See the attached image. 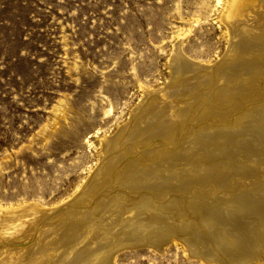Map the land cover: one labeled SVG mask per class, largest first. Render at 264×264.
I'll return each mask as SVG.
<instances>
[{"label":"rangeland","instance_id":"obj_1","mask_svg":"<svg viewBox=\"0 0 264 264\" xmlns=\"http://www.w3.org/2000/svg\"><path fill=\"white\" fill-rule=\"evenodd\" d=\"M235 2L234 5H226L230 9L229 19H222L225 2L222 4L218 0H0V217L13 219L20 215V220H8L10 224L0 225V243L3 240L5 243L0 244V264L17 263L22 252L41 245L43 251L40 257L50 256L52 260L49 262L52 263L64 251V245L57 237L62 235L66 226L56 225L57 218H68L70 210L80 216L86 214L84 221L82 216L76 220L85 229L87 218L92 220L93 217L97 219L103 216L108 221L110 218H107L104 207L118 199L117 202L123 205H134V216L140 217L143 213L138 207L144 197L152 201L151 208L169 205L165 206L166 216L153 217L147 214L148 211L144 216L162 226L172 225L175 231L171 232L175 236L171 235L160 249L143 240L141 244L123 247L115 253L112 263L220 264L206 262L176 236L198 242L201 248L208 249V238H204L201 226L212 215L211 201L227 204L230 210L234 209L236 199L250 182L264 180V161L258 163L261 166L257 167L256 164V168L252 159H246V162L242 160L250 157V153L242 154L240 151L241 155H236L237 160L233 159V163L253 165L245 171L241 170L242 174L240 171L232 176L235 177L233 181L241 184L239 188L216 187L211 179L208 182L211 184L191 180L190 185L178 187L179 192L175 190L176 187H171L159 194L143 185H127L118 179L114 166L106 170L105 165L115 153H123V159L119 157L117 161L122 163L131 156L143 154L152 146L157 150L155 157L161 158L166 152H175L183 140L195 131L204 133L206 130L208 134L218 136L222 131L231 129V140L228 139L229 143L226 141L228 148L233 143L230 148L238 149L237 140L243 138L239 137L243 133L239 128L246 124L247 113L251 108L264 107V37H260L264 36V0ZM247 38L253 45L259 46L262 56L258 61H261L262 73L254 75L242 69L228 75L224 82L213 68L221 59L228 64L237 61L233 63L235 68L236 65L239 68L240 59L244 64L248 58L244 56L243 60L238 45ZM177 53L187 61L181 71L172 70V59ZM195 76L198 80H195ZM241 77L245 79L241 80ZM212 78L214 82L209 80ZM215 94L217 97L220 94V97L215 98ZM157 106L169 107L166 113L176 111V116L172 117H177L179 121L176 131L170 136L149 131V137L139 132L128 137L129 132L124 129H128L126 125L135 111ZM215 141L207 142L205 146L212 147L213 143L220 147L222 142ZM104 146L109 147L107 152ZM262 152V149L257 151L259 159L264 157ZM98 168H106V173L100 176ZM96 170L99 176L95 174L96 180L90 182L85 190L83 186ZM175 180L171 179L170 186L176 183ZM133 186L136 187L132 190ZM230 199L234 205H231ZM199 202L201 208L195 207ZM32 205L34 208L29 207ZM11 208L16 210L12 211ZM118 213L121 218L126 217L123 208ZM240 214L242 211L236 213L243 224L245 217H252L251 212ZM175 217L178 218L173 219ZM13 223H21V229H9L15 226ZM103 241L91 235L87 237L88 244L98 248L99 252L106 248ZM3 246L4 249H1ZM262 260L253 264H264Z\"/></svg>","mask_w":264,"mask_h":264},{"label":"bare ground","instance_id":"obj_2","mask_svg":"<svg viewBox=\"0 0 264 264\" xmlns=\"http://www.w3.org/2000/svg\"><path fill=\"white\" fill-rule=\"evenodd\" d=\"M218 2H222V4H223V2H225V6H224L225 8L223 10L224 13H222L223 14L222 19H225V18H228L229 19V11H230V9H229V6H226V5L227 4L230 5V3H233V5H234L236 3L235 0H218ZM260 37H264V36H260ZM241 40H243V39H241ZM260 40H261V38H260ZM256 42H258V41L256 40ZM237 45H238V43H237ZM258 47H259L258 44L253 45L250 42V39L247 38V40H245L243 42V44H239L238 45V51L240 52L241 55H243V60L245 58L244 56H246V58H248L246 61L244 60L245 61L244 64H242L241 59H240V61H239V68L237 67V65H236V68H235L234 65L236 64L237 61L236 62H233L235 64H233V63L228 64L229 62H226V60L224 61V60L221 59V61L219 60V62L216 63V65H215V67L213 69L214 70L215 69L217 70L218 76H220V78L223 79V80L225 78H227L228 75H231L233 72H237L238 73V71L239 70L241 71L242 69H244L245 71L253 72L254 75L255 74L256 75H259V74L262 73V68L259 65V62L261 63V61H258V60L262 56L261 55L262 53H260V50H259ZM262 59H264V56H263ZM186 63H187V61L185 60V58H183L179 53H177V54H175L174 59H172V70L173 71H181L182 67ZM202 66H203V64H202ZM191 68H192V66H191ZM204 68H206V66ZM201 69H203V68H201ZM194 71H192L193 74H194ZM197 74H200V73H197ZM189 77H190V75H189ZM243 78L245 79V77H243ZM243 78L241 80H243ZM195 80H198V79H196V76H195ZM209 80H213V78L212 79H209ZM258 80H259V78H258ZM191 81H194V80L191 79ZM250 81H249V83H250ZM213 82H214V80H213ZM224 82H225V80H224ZM252 82H254V81H252ZM193 83H195V82H193ZM216 85H217V83H216ZM226 86H224V87H226ZM210 91H212V90H210ZM235 94L236 93L234 92V95ZM263 94H264V92H263ZM219 95H218V97H220ZM224 96H225V94H224ZM216 97H217V95L215 96V98ZM228 98H229V96H228ZM208 99H209V97H208ZM211 101H213L212 98H211ZM211 101H209V102L211 103ZM215 101L217 102L218 100H215ZM259 105H261V104H259ZM263 106H264V104H263ZM146 107H148V106H146ZM148 109L147 108H145V109L142 108V109H139L138 111H135V113L133 114V117H132L131 121L126 125L128 129H124V130H127V132H129L128 133V137L130 136V134H132L134 132H139V134H141V133L144 134L145 133V135H147V132L153 131L154 133L155 132H158V133H161V134L163 133V135L170 136L173 131L174 132L176 131V129H177L176 127L178 126V122L179 121H178V118L177 117H175V119L172 118L173 116H176V111H174V113L173 112L172 113L171 112L166 113V110L169 109V107H167V106H163L161 108L157 106V108H153V109H149V110ZM248 110H246V111H248ZM249 112L250 113H247L248 115L246 116V118H247V120L245 122L246 124L244 125V127L239 128L241 130L240 132H243L242 135H240L239 137L242 136L243 138L240 139V141L242 143L239 140H237L239 142L238 149L237 148H234V149H231L230 148L231 146H233L232 145L233 143L229 147L230 149L228 148V146H229L228 145V143H229L228 142V139L230 141L231 140V137H232L231 136V133H230V132H232L231 129H226L225 131H222V133H220L218 136H216V134H208V132H205L206 130L204 131V133L202 131H197V132L195 131L192 134L190 133V135H188V137H186L183 140V143L181 144V146H178V149L177 150L175 148V150H176L175 152H170V153L169 152H166L165 154H163V156L161 158H160V156H158L159 157V158L157 157L158 159L155 157V155H157L156 154V151L157 150H156L155 146H154V148L152 146V148L146 149V151H143V154H139L136 157H134V156H133V158H132V156H131V158L129 157V159L127 161L122 162V163L120 161L119 162H117V161L119 160V157L123 156V153H120V152L119 153H115V156H113L109 161L106 162L107 165H105V167H107V169L106 168H98L99 169L98 170V174L101 176V174H105L106 173V170H108V167L111 168V166H114V171L116 169V175H117L118 179H120L121 181H123L127 185H130V186H132L133 184L143 185L145 187H148V188L154 190L158 194L160 192H164L167 188H171V187H176L175 190H177L178 187H182L183 188L184 185L189 184V182H191V180H193L195 182H199L201 184H202V181L205 184H206V182H207V184H211V183H208V182H210L209 179H211L214 182V186H216V187H222V186L224 187V186H227V188H229V186H230V187H233L234 188V187L241 186V184H239L238 181H233L235 177L233 178L232 176L239 174V172L241 170L245 171V169H249V168L253 167V165H254V167H256V166L258 167L264 161V157H262L263 159H261V158L259 159V157H258V154L259 153H257V151H259L261 149L264 150V135L263 134L261 135V133L264 132V123H263L264 122V107L258 108V106H257V108H255V107L254 108H251V110H249ZM181 116H183V115H181ZM182 118H184V117H182ZM243 118H244V116H243ZM156 126H158V127H156ZM212 129L214 130V128H212ZM224 129L225 128H223V130ZM239 129H237V130H239ZM220 132H221V130H220ZM228 132L230 134H226ZM233 132H235V131L233 130ZM236 132H238V131H236ZM145 135H143V136H145ZM235 135H239V134H235ZM116 136H117V134H116ZM213 140L214 141L215 140H220L222 142L221 145H219L220 147L213 145V143H212V147L205 146V144L207 142H210V141L212 142ZM179 142H181V141H179ZM215 142H217V141H215ZM104 149L107 152L109 150V147H107V146L105 147L104 146ZM159 149H160V147H159ZM173 149H174V147H173ZM240 151H241V153L242 152L243 153L245 152V154H246V152H247V154L250 153V155H249L250 157H248V158H245L244 157V158H242V160L246 162V159H248V160L249 159L250 160L252 159L251 161H253L254 164L253 165L250 164L248 166L247 165L244 166V165H238L236 163H233L232 160L233 159H236L235 157L241 155V153H239ZM136 152H137V150H136ZM263 153L264 152H262V154ZM122 159H121V161H122ZM242 160H240L241 163H242ZM259 162H261V163L258 164ZM256 164H258V165H256ZM247 171H249V170H247ZM251 171H252V169H251ZM249 173H251V172H249ZM98 174H97V170L94 171V172H92L90 174L89 180L88 181L86 180L87 183L84 186L82 185L85 188V190L87 189L86 186H89V183L90 182H92L93 180L94 181L96 180L94 176L98 177L99 176ZM240 174H242V171L240 172ZM172 178L176 179L175 180L176 183L174 185L170 186L171 179ZM100 184H102V183H100ZM212 185H213V183H212ZM104 186H106V185H104ZM119 186H121V185H119ZM197 186H198V184H197ZM122 187L125 188V186H122ZM134 187H136V186L131 187V189L134 188ZM198 187H196V188H198ZM246 187H247V185H246ZM84 188L82 190H84ZM131 189H127V190H131ZM144 189H143V191H144ZM119 190H121V189H119ZM220 190H221V188H220ZM177 191L179 192V189ZM111 192L112 191H110L108 193H111ZM113 192H114V189H113ZM134 192H135V190H134ZM136 192H138V191H136ZM197 192L199 193V191H197ZM219 192H221V191H219ZM166 193H167V191H166ZM169 193H171V192H169ZM113 194H111V195H113ZM123 194H125V193H123ZM135 194H137V193H135ZM144 194H146V193H144ZM240 194H239L240 197L236 199V206L235 207L233 206L234 209H232V210H230L231 208H228V206H227V204L225 202L224 203L226 205H222L221 202L218 203L217 201H215V200H218V199H215V197H214V199H215L214 201L215 202L213 203V200H212L211 201L212 202V205L209 204L210 207L213 209V211H210V209H208L212 213V215L207 219V221L204 222V225L202 224L203 227L201 226V228H203L202 230H203L204 233L203 232L202 233L205 236L204 238H206V240L208 238V240H207L208 241L207 244H209V248L208 249L205 250V248H201L200 243H198V242H193V241L192 242L191 241L189 242L188 239L180 238L179 236L178 237L176 236V238L179 241L183 242L188 248H190V250H191L192 253L196 254L197 256H199L200 258H202L203 260H205L206 262H209V263L218 262L220 264H253L254 262H258L259 259H262V258L264 259V180H255L253 182H250L248 184V187L246 189H244V191L242 193H240ZM115 195H117V194H115ZM151 195L153 196V194H151ZM183 195H184V193H183ZM200 195H202V194H200ZM135 196H137V195H135ZM147 196H149V195H147ZM189 196H191V194H189ZM158 197H160V196H158ZM237 197H238V195H237ZM177 198H178V196H177ZM193 198H195V197H193ZM219 198H221V197H219ZM100 199H101V196H100ZM130 199L132 200V198H130ZM184 199H185V196H184ZM186 199H188V198H186ZM117 201L115 200L113 203H110L109 206L104 205V206H106V208L104 207V209H105V213L107 215V218H110V219H108V221L103 216H99L97 219L95 217H93L92 220H88V218H87L88 224L86 223V228L85 229L79 225L80 223L77 224L78 222H76V220L80 219V217L82 216L81 219H83V221H84L86 219L84 217H87V216H85L86 214L85 215L82 214L80 216L79 213H77L76 211L70 210L71 213L70 212L68 213V215H69L68 218H64L63 216L57 218V222L55 220L56 225H59V226L65 225L66 228L63 230L62 235L59 236L58 234H56L57 236H59V237H57V238H59L58 241L61 242L64 245V251L62 249H60L63 252L59 256V258L57 257L58 259L56 261L50 263L49 260H52L50 258V256H48V257H45V256L40 257L41 256L40 253L43 251L42 250L43 246L41 245L40 247L37 246V248L31 249L30 251L29 250L28 251L26 250V253L25 252H22L21 255H20L21 258H20L19 262L17 261V263H13V264H114V263H112V260L115 258V253L117 251H119L123 247H129V246H134V245H137V244H141V240H143L144 243H147V244H149L152 247H155L157 249H160L161 245L164 242L168 241L171 235H174V233L171 232L172 230L175 231V229L172 228V225H171V227L170 226L167 227V225H165V226L163 225L162 226L161 223L157 224V222H154L151 218L144 216V214L147 213L146 211H148L147 214H149V215H151L153 217L155 216L157 218H158V216L165 215L164 214L165 206L168 207L169 205H165V206L163 205L164 207L163 206L162 207L161 206H156V207L151 208L152 201L150 199H148L147 197H144L143 199H141V201L139 203L140 205L138 207L139 208V211L141 210V212L143 213V215H141L142 214L141 213L140 214L141 215L140 217H136V216H134V213H133L135 211V206L134 205H132V204L131 205L130 204L123 205L122 202H117ZM229 201H231V199ZM107 202H109V200H107ZM107 202H106V204H107ZM179 202H181V201H179ZM166 203H167V201H166ZM233 203L234 202H232L231 205H234ZM66 204H68V203H66ZM76 204H77V202H76ZM156 204H157V202H156ZM162 204H164V203H162ZM185 204H186V202H185ZM200 204L201 203L199 202V203H197V205H194V206L195 207L198 206L199 208H201L200 207L201 206ZM32 206H29V207L30 208H34V206L33 207ZM83 206H82V208H83ZM170 206H171V204H170ZM191 206H192V204H191ZM87 207H89V206H87ZM182 207H183V204H182ZM121 208H123L125 210L126 217H122L121 218V214L118 213L121 210ZM60 209L62 210V207ZM64 209H65V207H64ZM68 209H71V208H68ZM169 209H171V208H169ZM176 209H177V207H176ZM7 210H9V209H7ZM11 210L12 211H15L16 208H15V210H13V208H11ZM28 210H29V208H28ZM136 210H137V208H136ZM190 210H192V209H190ZM19 211H17V212H19ZM42 211H43V209H42ZM57 211H56V214H57ZM241 211H242V214H243V212H251L252 213V214H250V216L252 215L251 218L245 217L243 219L244 222H245L244 224H243L242 221H240L238 219L239 217L236 215V213H238V212L241 213ZM0 212H2V211H0ZM188 213L190 214V212H188ZM21 214H23V213H21ZM29 214H30V212H29ZM45 214H46V212H45ZM189 214H187V215H189ZM242 214H240V216ZM42 215H43V213H42ZM175 215H176V213H175ZM64 216L66 217V215H64ZM7 217H8V215H7ZM56 217H57V215H56ZM19 218H20V215L14 217L13 219L12 218L9 219V218H6V217H0V225H3L4 223L7 224L8 220H13V222L14 221H17V220H20ZM94 218H95V220H94ZM167 218H168V216H167ZM176 218H178V217H175L173 219H176ZM23 219H25V218H23ZM23 219H21V220H23ZM188 220H190V219H188ZM171 221H173V220H171ZM183 221H184V219H183ZM68 222H70L71 224H69ZM194 222H196V221H194ZM200 222L203 223V221H200ZM21 223H19V224L16 223V225L13 223L15 226H10L8 228L9 229L12 228V230L13 229H15V230L16 229H21V228H19L21 226ZM37 223H39V222H37ZM197 223H198V221H197ZM8 224H10V223L8 222ZM167 224H168V222H167ZM179 224H180V222H179ZM185 224H186V222H185ZM190 225H191V223H190ZM198 225H201V224H198ZM27 226H30V225H27ZM50 226H51V222H50L49 227ZM176 226H177V224H176ZM186 226H188V225H186ZM238 226H240V227H238ZM179 228L180 229H183L181 227H179ZM196 228H198V227H196ZM21 231H23V230H21ZM188 231L190 232V230H188ZM201 231H200V233H201ZM4 232H6V231H4ZM13 232H15V231H13ZM7 233H8V231H7ZM191 234H192V232H191ZM88 235H91L92 237H95V238L98 237L99 240L100 239L104 240L103 242H106V243H104V244H106V245H104V246H106L105 250H103L102 252H99L98 251V248L95 249L94 248L95 246L93 247V246L90 245V243L88 244V242H87ZM0 236H1V234H0ZM6 236H7V234H6ZM20 236H21V234H20ZM141 237L143 239H141ZM3 241L1 243H4ZM11 241L14 242L13 240H11ZM49 242H50V240H49ZM52 242L54 243L55 241H52ZM96 243H98V242H96ZM6 244H7V242H6ZM33 244H30V245L33 246ZM24 245L26 246L27 244H24ZM35 245H37V244H35ZM100 245L101 244H99L98 246H100ZM4 246L1 249H4ZM11 246L12 245H10L9 247H11ZM102 246L103 245H101V248H103ZM15 248H14V250H15ZM47 253H50V252H47ZM68 253H71L72 255L69 256ZM37 254H40V255H37ZM0 255H2V254H0ZM12 258H14V257H12ZM17 258H19V256ZM256 258H257V260L255 261ZM44 259H47V261L44 260ZM15 260H17V259L15 258ZM262 262H264V261L262 260Z\"/></svg>","mask_w":264,"mask_h":264}]
</instances>
